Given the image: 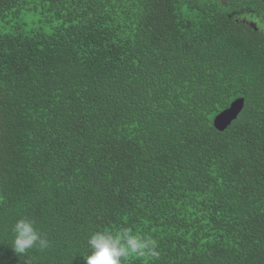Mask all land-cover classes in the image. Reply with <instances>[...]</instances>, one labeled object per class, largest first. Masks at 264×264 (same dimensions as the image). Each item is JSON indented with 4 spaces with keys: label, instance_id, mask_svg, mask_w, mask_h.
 Instances as JSON below:
<instances>
[{
    "label": "trees",
    "instance_id": "trees-1",
    "mask_svg": "<svg viewBox=\"0 0 264 264\" xmlns=\"http://www.w3.org/2000/svg\"><path fill=\"white\" fill-rule=\"evenodd\" d=\"M20 217L51 246L18 256ZM122 228L160 253L128 264H264L262 0H0V264Z\"/></svg>",
    "mask_w": 264,
    "mask_h": 264
},
{
    "label": "clouds",
    "instance_id": "clouds-1",
    "mask_svg": "<svg viewBox=\"0 0 264 264\" xmlns=\"http://www.w3.org/2000/svg\"><path fill=\"white\" fill-rule=\"evenodd\" d=\"M11 247L18 256L26 255L35 248L45 250L51 246L49 239L37 230L35 222L20 217L12 224ZM90 254L84 255L86 264H128L130 258L145 260L159 258L158 245L148 235L134 232L132 228L118 231H96L87 239Z\"/></svg>",
    "mask_w": 264,
    "mask_h": 264
},
{
    "label": "water",
    "instance_id": "water-1",
    "mask_svg": "<svg viewBox=\"0 0 264 264\" xmlns=\"http://www.w3.org/2000/svg\"><path fill=\"white\" fill-rule=\"evenodd\" d=\"M222 3L225 0H219ZM264 2V0H262ZM244 107V99L239 98L235 100L228 109L224 110L222 113L216 116L214 119V128L219 131H225L233 121H235Z\"/></svg>",
    "mask_w": 264,
    "mask_h": 264
},
{
    "label": "rangeland",
    "instance_id": "rangeland-1",
    "mask_svg": "<svg viewBox=\"0 0 264 264\" xmlns=\"http://www.w3.org/2000/svg\"><path fill=\"white\" fill-rule=\"evenodd\" d=\"M238 19L250 26L261 29L258 26L259 19L257 18V15L252 14L250 11H242L241 13H239Z\"/></svg>",
    "mask_w": 264,
    "mask_h": 264
}]
</instances>
